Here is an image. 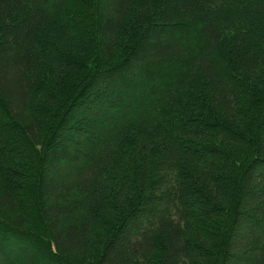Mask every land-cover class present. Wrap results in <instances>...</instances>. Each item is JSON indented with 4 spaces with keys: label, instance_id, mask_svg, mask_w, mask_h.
I'll return each mask as SVG.
<instances>
[{
    "label": "trees",
    "instance_id": "1",
    "mask_svg": "<svg viewBox=\"0 0 264 264\" xmlns=\"http://www.w3.org/2000/svg\"><path fill=\"white\" fill-rule=\"evenodd\" d=\"M0 264H264V0H0Z\"/></svg>",
    "mask_w": 264,
    "mask_h": 264
},
{
    "label": "rangeland",
    "instance_id": "2",
    "mask_svg": "<svg viewBox=\"0 0 264 264\" xmlns=\"http://www.w3.org/2000/svg\"><path fill=\"white\" fill-rule=\"evenodd\" d=\"M94 232H96V231H94ZM100 232V227L98 226L97 227V233H99ZM97 235V234H96Z\"/></svg>",
    "mask_w": 264,
    "mask_h": 264
}]
</instances>
